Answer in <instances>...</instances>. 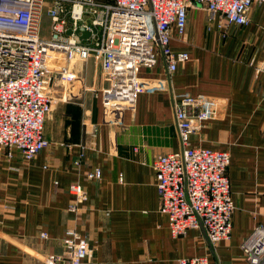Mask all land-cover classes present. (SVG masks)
<instances>
[{
    "label": "crops",
    "instance_id": "1",
    "mask_svg": "<svg viewBox=\"0 0 264 264\" xmlns=\"http://www.w3.org/2000/svg\"><path fill=\"white\" fill-rule=\"evenodd\" d=\"M248 15L246 25L219 27L218 16L189 7L185 35L169 43L189 59L169 75L160 57L140 67V77L166 81L139 93L133 109L113 113L94 94L110 83L95 55L73 62L81 85L70 93L58 89L44 122L50 145L27 163L15 149L11 157L0 150V264H44L48 253L68 264L61 245L66 227L95 247L90 264H176L202 254L208 264H247L240 244L264 224V3ZM180 94L208 100L189 144L230 155L232 229L216 243L202 226L172 236L158 210L152 162L181 147L173 109ZM96 169L100 177L88 178ZM72 182L87 192L75 211L68 210Z\"/></svg>",
    "mask_w": 264,
    "mask_h": 264
},
{
    "label": "built area",
    "instance_id": "2",
    "mask_svg": "<svg viewBox=\"0 0 264 264\" xmlns=\"http://www.w3.org/2000/svg\"><path fill=\"white\" fill-rule=\"evenodd\" d=\"M264 0H0V150L19 152L25 163L50 145L44 122L58 89L70 93L81 85L71 67L75 60L95 55L110 83L94 90L113 113L133 109L137 96L163 86L138 75L162 58L168 75L189 59L185 50H172V38L185 35L187 11L193 5L218 16V26L246 25L253 4ZM44 7L49 34H40ZM90 31L80 39L75 30ZM71 30L67 33V30ZM208 100L180 94L173 99L174 122L181 141L177 151L157 155L152 166L159 199L172 236L202 226L211 243L230 237L234 203L227 169L228 151L189 144L201 126ZM136 150V147L134 148ZM79 164V160H75ZM99 178L100 170L87 173ZM68 210L87 199L82 185L72 182ZM47 239L45 231L39 232ZM68 264H90L95 247L75 228L66 227L61 239ZM240 248L247 264H264V224H256ZM62 256L45 254L44 264H64ZM176 264H208L206 254L181 257Z\"/></svg>",
    "mask_w": 264,
    "mask_h": 264
},
{
    "label": "rangeland",
    "instance_id": "3",
    "mask_svg": "<svg viewBox=\"0 0 264 264\" xmlns=\"http://www.w3.org/2000/svg\"><path fill=\"white\" fill-rule=\"evenodd\" d=\"M49 24L50 18L46 13V7H44L41 19H40V34L48 35L49 34Z\"/></svg>",
    "mask_w": 264,
    "mask_h": 264
},
{
    "label": "water",
    "instance_id": "4",
    "mask_svg": "<svg viewBox=\"0 0 264 264\" xmlns=\"http://www.w3.org/2000/svg\"><path fill=\"white\" fill-rule=\"evenodd\" d=\"M71 30H67L66 32L67 33H70ZM76 33H81L79 35V38L80 39H84V38H87L88 35L90 34V31L88 29H86L84 26H79L76 30H75Z\"/></svg>",
    "mask_w": 264,
    "mask_h": 264
}]
</instances>
